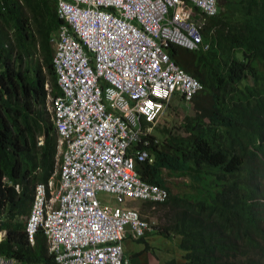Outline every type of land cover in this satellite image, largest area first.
I'll list each match as a JSON object with an SVG mask.
<instances>
[{
    "label": "trees",
    "instance_id": "trees-1",
    "mask_svg": "<svg viewBox=\"0 0 264 264\" xmlns=\"http://www.w3.org/2000/svg\"><path fill=\"white\" fill-rule=\"evenodd\" d=\"M217 4L203 29L206 49L164 45L202 88L189 101L170 98L169 118L142 145L154 159L136 160L135 169L167 189L164 201L142 205L167 206V223L153 230L179 237L186 264H264V0ZM60 22L56 0H0V206L7 211L0 254L20 264H55L41 229L27 242L21 215L35 183L55 169L43 70L59 93L50 39ZM167 174L188 176L190 189L172 190Z\"/></svg>",
    "mask_w": 264,
    "mask_h": 264
},
{
    "label": "built area",
    "instance_id": "built-area-1",
    "mask_svg": "<svg viewBox=\"0 0 264 264\" xmlns=\"http://www.w3.org/2000/svg\"><path fill=\"white\" fill-rule=\"evenodd\" d=\"M56 6L64 22L52 60L63 95L51 98L50 107L66 143L58 184L50 179L35 187L23 219L27 240L32 244L41 228L55 264H128L124 238L153 229L133 201L168 196L136 171V160L154 159L142 145L174 93L189 101L202 88L164 45L206 49L203 29L219 7L217 0H57ZM16 263L0 254V264Z\"/></svg>",
    "mask_w": 264,
    "mask_h": 264
},
{
    "label": "crops",
    "instance_id": "crops-1",
    "mask_svg": "<svg viewBox=\"0 0 264 264\" xmlns=\"http://www.w3.org/2000/svg\"><path fill=\"white\" fill-rule=\"evenodd\" d=\"M175 94L176 93H174L173 95L175 96ZM163 118L168 119L169 114L167 117ZM163 118H161V120L158 119L157 122H161ZM140 204L142 206V203ZM140 212L143 214L142 209ZM0 213L2 216H5V214H7L6 208H4V206H1ZM136 243H142L143 246H136ZM123 245L124 252L125 248L130 251V254L125 252L126 255L129 254L130 256L129 264H131L132 261H134L136 264H169V261L172 259L175 260L176 264H186L184 259L185 251L179 246V237L176 235L171 237L164 236L152 229L151 231L146 232V234L141 238L126 236V238H124L123 240Z\"/></svg>",
    "mask_w": 264,
    "mask_h": 264
},
{
    "label": "clouds",
    "instance_id": "clouds-1",
    "mask_svg": "<svg viewBox=\"0 0 264 264\" xmlns=\"http://www.w3.org/2000/svg\"><path fill=\"white\" fill-rule=\"evenodd\" d=\"M56 4H57V0H56ZM56 13H57V6H56ZM58 15V13H57ZM59 16V15H58ZM61 18V17H60ZM62 19V18H61ZM64 22V20L62 19V22H60V24H62ZM59 24V26H60ZM58 26V28H59ZM58 28L56 30V32L54 33V35L51 37V46H52V56H53V53H54V49H55V45H56V36H57V33H58ZM36 53V52H35ZM39 55V54H38ZM52 56H51V60H52ZM40 57V56H39ZM33 58H35L33 56ZM37 59V58H36ZM52 64H53V60H52ZM53 67H54V64H53ZM54 71H55V67H54ZM43 73H44V76H45V79H44V84H43V87L45 89V102H44V110L46 111V114H47V119L51 122L52 126H53V130L54 132L56 133V154H55V169L52 173V175L45 181V182H42V181H38L35 183L34 185V188H33V198H34V193H35V187L38 183H45L47 184L49 182L50 179H53L54 181V184L57 185L58 184V179H59V173H60V168H61V162H62V158H63V151L65 149V140L63 139L62 137V134L60 133L58 127L56 126V122H55V119H54V116L56 115L55 112H53V109L50 107V102H51V98H54L56 96H60V95H63V91L61 89V86L58 82V79H57V75H56V82H57V86L59 88V93L57 94H54L52 92V88H51V84H50V81H49V76L47 73H45V71L43 70ZM56 74V72H55ZM43 137H44V134H39L37 136V143L38 144H41L43 142ZM58 142V144H57ZM65 142V143H64ZM37 171V167L36 169L34 170V172ZM9 184H12L11 181H8ZM14 185V188L16 191H19V185L16 183V184H13ZM33 198H32V202H33ZM32 202H31V205H30V208L32 206ZM4 206V205H2ZM1 208V206H0ZM30 211V209H29ZM29 211L26 215H21V217L24 219L28 214H29ZM20 218V216H19ZM5 219V216H2V220L0 221V225L2 224L3 220ZM21 219V220H23ZM41 229V228H39ZM0 230L4 231V233L2 234L0 240L4 237V235L6 234V229L5 228H0ZM42 230V229H41ZM38 231V230H37ZM44 234V233H43ZM45 235V234H44ZM35 238V236H34ZM46 239V237H45ZM27 242L30 244V245H33L34 242L31 244L28 240ZM47 245V243H46ZM47 252L49 253L48 249H47ZM50 254V253H49ZM14 259H16L14 257ZM17 263L16 264H20V261L18 259H16Z\"/></svg>",
    "mask_w": 264,
    "mask_h": 264
},
{
    "label": "rangeland",
    "instance_id": "rangeland-1",
    "mask_svg": "<svg viewBox=\"0 0 264 264\" xmlns=\"http://www.w3.org/2000/svg\"><path fill=\"white\" fill-rule=\"evenodd\" d=\"M34 57L35 58L39 57L37 52L34 54ZM188 108H189V106H186V109H188ZM167 116H168L167 111L164 109V111L161 113V115L159 117V120H161V118L167 117ZM165 180H166V184L174 191H185V190L190 189V186L188 185L189 178L186 175H173V174L169 175V174H167L165 176ZM97 195L100 199H107L108 201H113L112 195L110 193H107L104 191H98ZM140 203H142V202L137 201V200L133 201L134 206L137 207L140 211L142 209L143 214L149 219V221L151 222L153 227H154V224H156V226H161L164 222L167 223V219H166L167 206H159V205L154 206V207H152L150 205H147V206L142 205L141 206ZM157 233H159V232H157ZM138 245L143 246L142 243H136V246H138ZM125 252L130 254V251L127 248H125ZM129 254H127V255L125 254V255L129 258L130 257ZM129 262H130V258H129ZM131 264H136V263L134 261H132Z\"/></svg>",
    "mask_w": 264,
    "mask_h": 264
}]
</instances>
